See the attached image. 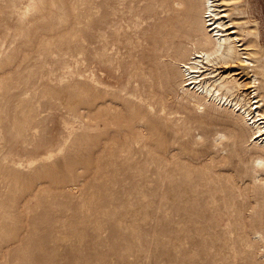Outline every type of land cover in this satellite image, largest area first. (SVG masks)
<instances>
[{
  "label": "rangeland",
  "instance_id": "obj_1",
  "mask_svg": "<svg viewBox=\"0 0 264 264\" xmlns=\"http://www.w3.org/2000/svg\"><path fill=\"white\" fill-rule=\"evenodd\" d=\"M221 1L264 101V0ZM187 2L0 0V264H264L251 132L178 88Z\"/></svg>",
  "mask_w": 264,
  "mask_h": 264
},
{
  "label": "bare ground",
  "instance_id": "obj_2",
  "mask_svg": "<svg viewBox=\"0 0 264 264\" xmlns=\"http://www.w3.org/2000/svg\"><path fill=\"white\" fill-rule=\"evenodd\" d=\"M222 2L224 1L188 0V14L181 15L175 21L173 29L175 36L189 39L193 45L188 59L179 62L181 82L178 88L184 98L193 104L192 107L195 106L196 110H205L206 107H209L218 111L229 112L241 120L244 128L251 132L249 139L258 153L254 158V164L260 172L264 169V114L261 113L264 101L262 97L261 99L257 98L259 80L256 75L252 74L249 76L250 81L244 83L239 77L240 73L236 72L240 69L255 68L256 65L250 62L247 53L249 50L246 49L244 43H241V41L246 40L247 34L243 35L244 39L239 37L238 32L234 30L236 27L230 19L231 15L224 9L225 3ZM191 11L194 13L201 11L197 20L192 19ZM262 69L264 70L261 67ZM113 128L109 130L110 134L114 132ZM221 137L220 135L216 136L213 142L218 143ZM103 140L107 141L105 135ZM109 157L106 159H110ZM179 174L183 179H186L187 171L185 168L181 169ZM179 203V197L176 193H174L173 198L165 197L164 199L166 208H172L173 205L177 206ZM181 205L179 206L180 209L175 210L177 215L191 213V215L203 216L204 211L203 208L199 207V204ZM171 211L172 209L169 213Z\"/></svg>",
  "mask_w": 264,
  "mask_h": 264
}]
</instances>
